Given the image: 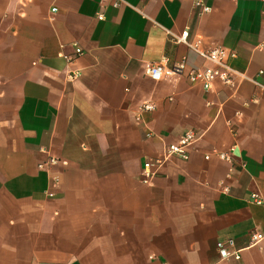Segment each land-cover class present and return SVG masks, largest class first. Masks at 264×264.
<instances>
[{
  "label": "crops",
  "instance_id": "0c3cea01",
  "mask_svg": "<svg viewBox=\"0 0 264 264\" xmlns=\"http://www.w3.org/2000/svg\"><path fill=\"white\" fill-rule=\"evenodd\" d=\"M201 4L0 0V264H214L218 242L264 235V0ZM185 31L235 54L230 84L145 75L212 67ZM185 132L188 160L143 184ZM223 264H264V245Z\"/></svg>",
  "mask_w": 264,
  "mask_h": 264
},
{
  "label": "built area",
  "instance_id": "2783aa9c",
  "mask_svg": "<svg viewBox=\"0 0 264 264\" xmlns=\"http://www.w3.org/2000/svg\"><path fill=\"white\" fill-rule=\"evenodd\" d=\"M114 6H117V2L114 3ZM193 6L196 9H199L200 14L209 11V8L204 7L201 4V0H193ZM98 19L102 20L103 17L99 16ZM174 42L176 44H184L203 61L211 64L212 67L204 69H187L184 60L169 66L168 59L163 57L158 63H145L144 73L146 76L153 81L158 82L165 78H175L185 75L191 85L200 86L205 91L211 89V86L215 81L230 84L231 69L226 65V61L229 57H235L234 53L228 52L220 47L203 50L200 46L199 40L194 42H189L187 40L186 31L179 37H175ZM261 48L264 49V46ZM75 54L79 56L82 52L80 49H76ZM74 77L75 75L72 76V78ZM153 110L154 105L152 103L146 102L141 104L137 108L136 120H140L142 114L150 113ZM150 136L151 134L148 133L147 137ZM197 139L198 137H196L192 132H185L175 143L164 146L161 153L156 158L144 161L141 169V182L143 184L151 183L160 170L174 160L187 161L189 158V151ZM216 156L219 159H227L226 155L223 154H216ZM56 162L57 161L50 159L46 165H54ZM43 166H45V164L40 165L39 167ZM47 196L52 198L53 194L49 193ZM251 198L254 199L257 204H261L257 194L251 195ZM260 245H264V235H261L256 231H251L248 235V241L243 248L247 249L258 247ZM243 248H237L233 239L218 242L216 244L218 259L214 264H223L229 260L239 261Z\"/></svg>",
  "mask_w": 264,
  "mask_h": 264
}]
</instances>
